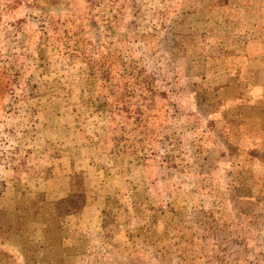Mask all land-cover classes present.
I'll use <instances>...</instances> for the list:
<instances>
[{
	"label": "rangeland",
	"instance_id": "obj_1",
	"mask_svg": "<svg viewBox=\"0 0 264 264\" xmlns=\"http://www.w3.org/2000/svg\"><path fill=\"white\" fill-rule=\"evenodd\" d=\"M0 264H264V0H0Z\"/></svg>",
	"mask_w": 264,
	"mask_h": 264
},
{
	"label": "trees",
	"instance_id": "obj_2",
	"mask_svg": "<svg viewBox=\"0 0 264 264\" xmlns=\"http://www.w3.org/2000/svg\"><path fill=\"white\" fill-rule=\"evenodd\" d=\"M83 201V195H70L66 198L59 199L57 201V205L62 206V208H64V210L67 212H72L80 209Z\"/></svg>",
	"mask_w": 264,
	"mask_h": 264
}]
</instances>
